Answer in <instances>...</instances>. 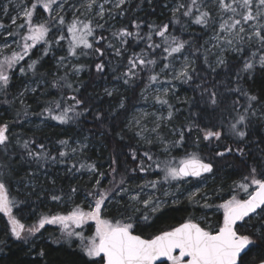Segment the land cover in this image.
Wrapping results in <instances>:
<instances>
[{
  "label": "snow or ice",
  "instance_id": "6c2138e0",
  "mask_svg": "<svg viewBox=\"0 0 264 264\" xmlns=\"http://www.w3.org/2000/svg\"><path fill=\"white\" fill-rule=\"evenodd\" d=\"M130 5L131 0H7L0 5V213L7 217L5 234L28 243L46 225H58L63 238L80 241L84 264H264V0H139L138 10L150 6L155 12L159 6L162 15L170 14L167 22L134 17L116 28L111 22L128 15ZM176 25L189 38L173 34ZM133 41L144 47L125 56ZM109 50L122 65L114 79L126 91L139 87L145 108L120 95L104 112L80 93V74L91 70L82 58L95 57L94 71L104 78ZM49 63L55 71L43 72ZM220 70L226 79H217ZM180 85H194L199 101L181 100ZM52 89L56 94L49 99ZM119 92L104 88L107 97ZM41 97L43 106L36 112L27 101ZM194 102L211 109L215 122L201 126L194 120L199 115L191 111ZM178 105H187V116L182 118L185 109ZM30 115L57 125L91 117L100 127L124 117L119 130L101 135L114 133L136 147L128 143L125 164L113 155L105 171L84 158L87 136L75 142L58 139L53 154L45 143L17 135L14 126ZM189 141L193 151H188ZM201 145L210 149L208 155L201 153ZM228 157L238 161L230 167L240 176L231 183L221 176L220 161ZM128 158L134 165L127 164ZM20 163L28 164L17 182V192L26 193L23 199L10 191ZM49 164L66 166V174L87 173L82 202L76 199L80 187L65 192L55 188V178L44 174L41 180V169ZM32 195L56 205L67 197L75 206L67 214H42L26 226L13 209L23 211L21 205ZM165 209L187 216L178 226L148 237L138 234ZM89 224L95 230L85 236Z\"/></svg>",
  "mask_w": 264,
  "mask_h": 264
},
{
  "label": "trees",
  "instance_id": "16d2710c",
  "mask_svg": "<svg viewBox=\"0 0 264 264\" xmlns=\"http://www.w3.org/2000/svg\"><path fill=\"white\" fill-rule=\"evenodd\" d=\"M138 2L139 0H133L130 5V13L126 15L121 22H119L120 24L116 28H119L122 25H128L129 21L134 17H140L147 23L167 22L169 19L170 14L165 11L162 15V8L159 6L156 8L155 12L152 11L150 6H144L138 10L135 7ZM157 3H161V0H157ZM195 28L196 26H193L194 30ZM172 30L173 34L180 36L183 39L189 38L188 32L183 31L180 25L174 26ZM144 31H147V27L144 28ZM105 35L110 36V31H106ZM206 38L207 36L204 37V39ZM200 42L203 43V40ZM143 47V42H140L139 44L134 41L130 42L129 50L125 53V56L130 55L132 52L139 53ZM83 58V61L87 62L91 66V70L82 72L79 77V80L82 81L84 85L81 87L80 93L85 98L89 99L94 104L96 109L107 112L110 105H115L116 100L120 97V95L126 96L128 98L127 103L130 105H136V107H138L142 104L139 103V87H137L135 92L131 90L126 91L121 82L114 79V77L122 71V65L120 64L119 57H113L111 55V50H109L106 57L103 58L105 64L107 65L104 78L98 76L94 71L93 61L95 60V57ZM50 69L53 72L55 71L53 63L46 64L42 71L47 73ZM113 69H115V71H113ZM217 79H226L224 70H220V76L217 77ZM249 83L251 84L252 82L250 81ZM105 87H116L120 89V92L117 93L115 97H107L104 96ZM254 87L258 91L260 87L259 82H257ZM193 89L194 85H182V91H180V94L185 95L186 98L193 101H199V92L194 91ZM55 94L56 90L52 89L47 93V96L51 99ZM28 102L32 105V110L39 112L43 106L44 97H41L39 100L30 98ZM182 108L185 109L182 115L183 118V116L188 115L187 105H182ZM132 111H135V109ZM132 111L129 112V116L132 114ZM191 111L199 114L194 115L193 119L197 120L201 126L215 122L211 109H205L203 104L194 102L192 104ZM8 115H11V113ZM38 119H41L39 115H30L23 125L14 126V132L25 139L34 138L37 142L45 143L53 154H55V150L58 147L56 144L58 139H69L70 142H75L83 140L84 137L87 136L90 147L86 150L84 158L88 162L97 163L102 170L105 171L108 170V164L111 162L113 155L118 157L121 166L125 164V160L129 152L128 143H131L132 147H136L134 141L120 142L118 138L115 137L114 133L107 136L101 135V132L106 129L116 128L119 130V126L124 122V117H121L119 120L114 122L110 118L105 122L103 127H100L99 125L94 126V122L91 117H89L86 121L81 118V121L76 124L57 125L54 121H46L40 128L32 126V122ZM30 121L31 123H27ZM258 139V137H254V141ZM194 149L195 145L189 141L188 151H193ZM200 151L206 156L208 155L210 149L201 145ZM181 155H183V152H181ZM17 160H19V157H17ZM134 163L135 162L131 161L130 158L127 159L128 165H134ZM234 163H238V161H234L231 157L224 158L220 161V167L222 168L221 176L228 180V183H231L232 180H238L240 178L239 174H237L234 169L230 167V165ZM58 165L60 164L45 165L44 168L41 169V180L43 181L44 174H47L48 176L56 179L55 188L57 190L62 188L65 192L70 191V188L73 186L80 187L81 192L76 199L82 202L84 186L87 183L85 181L87 173H77L76 175L66 174V166L60 165L59 167ZM17 166L19 167L20 172L16 177V181L13 182L10 191L12 196L17 199H23L25 198L26 193L24 191L17 192V182L20 180V177L25 175L24 170L28 169V164L20 163ZM32 167H35V165ZM47 186L49 188L52 187L50 182ZM65 199L66 203L56 205L50 200H38L35 195H32L27 197V204L21 205L23 211L14 208L13 212L22 223L26 224V226H32L37 223L42 214H67V211H70L75 205L72 201H67V197ZM186 216L187 214L183 211L165 209L164 213L160 214L161 218L159 220L153 221L152 226H142V231L138 234H141L143 237H148L158 233L161 229L178 226L179 222L186 218ZM215 220L216 217L213 222ZM6 224L7 217L0 213V240L7 241L6 245H0V264H84V261L87 259V257H84L80 252V241L76 238H73L71 241L63 238L61 236L60 227L58 226L46 225L45 229H42L35 237H31L28 243H24L11 238L10 235L5 234ZM89 229L90 227L84 228L83 231L85 236L91 235ZM40 251L45 253L44 257L39 256ZM247 259L251 258L249 257Z\"/></svg>",
  "mask_w": 264,
  "mask_h": 264
},
{
  "label": "rangeland",
  "instance_id": "374dc122",
  "mask_svg": "<svg viewBox=\"0 0 264 264\" xmlns=\"http://www.w3.org/2000/svg\"><path fill=\"white\" fill-rule=\"evenodd\" d=\"M133 2V0H131V3ZM4 3H7V0H0V5H3ZM11 10V9H10ZM4 19H7L6 17L4 18ZM123 19V18H122ZM122 19H119V21L117 22V21H112L111 23H113L114 25H115V27H117V26H119V22H121L122 21ZM9 39H11V38H9ZM207 39V38H206ZM83 59L84 58H82V61H83ZM53 66H54V64H53ZM179 67V61L177 62V68ZM82 74V73H81ZM80 74V75H81ZM182 89V85H180V91H182L181 90ZM178 92L177 93V95L180 97V99L181 100H183V99H185L186 98V96L185 95H181L180 93L181 92ZM27 103H29L28 101H27ZM178 106H180V107H182V105H178ZM146 107V105H144V104H141L140 106H138L137 108H145ZM27 123H31V121L30 122H27ZM45 122H42V120L41 119H38V120H36V121H34V122H32V126H36V127H38V128H40L41 127V125H43ZM59 167H60V165H58ZM86 177H87V175H86ZM85 181L87 182V178L85 179ZM211 182V181H210ZM239 195H240V197H244L245 196V194L242 192V193H239ZM87 210V209H86ZM214 216L213 217H211V219H212V221L214 220ZM51 226H58V225H51ZM59 227V226H58ZM86 227H90V233L91 234H93L94 233V230H95V227H94V225H92V224H89V225H85L84 226V228H86Z\"/></svg>",
  "mask_w": 264,
  "mask_h": 264
}]
</instances>
